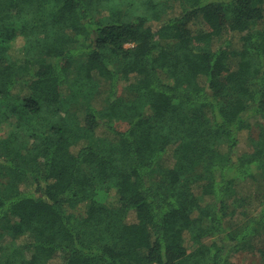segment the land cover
I'll return each mask as SVG.
<instances>
[{"label":"trees","instance_id":"obj_1","mask_svg":"<svg viewBox=\"0 0 264 264\" xmlns=\"http://www.w3.org/2000/svg\"><path fill=\"white\" fill-rule=\"evenodd\" d=\"M260 22L264 0H0V264H230L264 239Z\"/></svg>","mask_w":264,"mask_h":264},{"label":"rangeland","instance_id":"obj_2","mask_svg":"<svg viewBox=\"0 0 264 264\" xmlns=\"http://www.w3.org/2000/svg\"><path fill=\"white\" fill-rule=\"evenodd\" d=\"M196 27H197V25H196ZM258 27L259 28H264V22H260ZM108 88H109V85H108L107 82L98 83V85L96 87V92H98V95H97V98H96V103L97 104L103 105L104 94L107 92ZM121 90H122V88H119L117 90V92L122 94ZM82 103L83 102L81 100H79V101L76 100V101H73L71 103V105L72 106H79ZM252 121H254V120L252 119ZM240 149L241 150H245L246 149V145H245L244 140L240 144ZM201 172L193 171L191 173L190 177L191 178L192 177H198L200 174H202ZM158 176L159 175H155L154 178L157 179ZM226 226H228L229 229H232V228L236 227V224H234L231 221H227L226 222ZM256 241L257 242L254 244V247H246L245 249H243V250H241V251H239L237 253H233L230 256V264H260V261H261V249L264 248V239L258 240V238H257ZM55 262H58L57 259H56Z\"/></svg>","mask_w":264,"mask_h":264}]
</instances>
